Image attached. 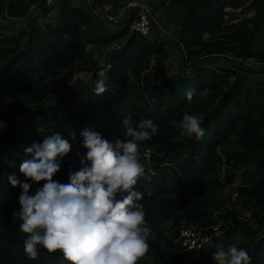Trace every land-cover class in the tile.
<instances>
[{
    "label": "trees",
    "instance_id": "trees-1",
    "mask_svg": "<svg viewBox=\"0 0 264 264\" xmlns=\"http://www.w3.org/2000/svg\"><path fill=\"white\" fill-rule=\"evenodd\" d=\"M125 1L94 0L100 7L110 3L117 12ZM244 1L169 0L170 22L177 32L171 43L160 40L151 17L150 36L133 33L131 26L137 21L133 9L112 30L97 16L98 6L76 7L71 0L58 1L54 22L42 26L33 18L26 28H13L3 23L4 15L23 20L34 10L47 14L55 6H46L45 0H0V122L6 125L0 130V264H66L59 252L41 250L37 260H30L23 251L25 234L19 231L22 221L16 215L22 190L13 188L7 178L15 175L25 181L20 165L32 158L25 148L53 133L69 139L72 150L53 177L67 184L70 166L75 165L73 172L81 168L77 151L85 150L80 148L79 133L90 129L114 143L123 139L121 120L128 113L134 124L152 119L159 127L158 134L140 146L145 172L136 186L144 194L149 225L160 227V221L149 215L157 211L171 226L169 235L158 230L149 242L154 263L215 264L212 256L187 253L179 236L183 228L191 227L211 235L220 225L224 240L215 239V245L228 246V240L241 232L248 244L240 247L251 255L252 264H264V81L253 79L256 72L222 58L230 54L237 60H254L264 69V41L257 45L264 27V0H249L252 26L237 23L230 12L241 9ZM92 46L110 50L106 59L102 55L105 65L88 51ZM170 46L182 57L186 54L180 76L165 73ZM207 59L216 65L206 66ZM101 69L108 72L109 90L98 96L95 74ZM81 73L92 77L74 84ZM189 90L191 102L186 99ZM185 112L203 119L202 139L179 135ZM70 132L76 133L75 142ZM148 150L152 158L146 164L143 154ZM232 159L234 166L249 165L243 176L248 184L237 187L234 199L215 198L217 191L230 192L235 186L238 172L226 170ZM161 198H167L166 208L159 205ZM253 223L258 229L251 227Z\"/></svg>",
    "mask_w": 264,
    "mask_h": 264
},
{
    "label": "clouds",
    "instance_id": "clouds-1",
    "mask_svg": "<svg viewBox=\"0 0 264 264\" xmlns=\"http://www.w3.org/2000/svg\"><path fill=\"white\" fill-rule=\"evenodd\" d=\"M107 73L101 69L95 74L98 96L109 90ZM186 99L192 101L191 90ZM202 125L199 115L185 112L179 135L200 140L206 134ZM121 126L123 139L114 143L90 129L79 133L80 148L85 151H77L81 168L73 172L75 165L70 166L67 184L53 177L72 150L69 139L53 133L25 148V154L32 157L20 165L25 181L15 175L7 179L13 188L22 190L16 215L22 221L19 231L25 234L23 251L30 260H37L43 250L61 253L66 264H138L149 252L153 231L146 220L144 194L136 186L145 172L140 146L155 137L159 127L152 119L134 124L131 113L123 117ZM5 127L0 122V130ZM69 137L73 142L77 139L75 132ZM34 184L38 187L30 193ZM212 259L215 264H252L239 241L228 246L217 243Z\"/></svg>",
    "mask_w": 264,
    "mask_h": 264
},
{
    "label": "rangeland",
    "instance_id": "rangeland-1",
    "mask_svg": "<svg viewBox=\"0 0 264 264\" xmlns=\"http://www.w3.org/2000/svg\"><path fill=\"white\" fill-rule=\"evenodd\" d=\"M73 2V5L76 7H86V3H90L91 6L95 7L98 6L96 4V2H94V0H71ZM168 1L169 0H126L123 5L122 8L117 12L115 11L112 6L110 5V3L106 2L105 5L103 7H96V14L97 16H99V19L101 20L102 23H104L105 26H107L109 29L115 30L117 29L122 23H124L129 16V11H131L132 9H135V13H137L139 11V9H148L149 14L151 19L153 20V22L155 23V25L157 26L159 32H160V40L164 41V42H171L174 43L177 40V32H176V28L171 24L170 21L171 20V8L170 6H168ZM252 3V1H244V3L242 4L241 9L237 10V11H232L230 10V12L233 13V15L236 17L237 19V23H248V26H252L251 23V19L253 18L254 14L250 11L247 10V7H249V5ZM161 4H163L161 6ZM131 5H136L135 8L131 7ZM59 11V5L58 3L55 5V7L47 14H43L40 11L34 10L32 12L29 13L28 18L23 19V20H11L9 18L6 17V15H4L2 17V21L3 23H5L8 26H11L13 28H23L24 25H26L28 22H30L33 18H37L38 19V23L42 26H44L46 23L49 22H54L56 17H57V13ZM111 19L113 20H117L119 21V24L114 23ZM249 21V22H247ZM154 35V40L156 39L155 34ZM264 41V27L262 28V30L259 32V34L257 35V45L260 47L263 44ZM118 48V47H116ZM168 52L170 54V56L168 57V59L166 60V69H165V73L167 74L168 77L175 75V76H180L181 75V71L185 70V61H186V54L183 55V57L181 56L180 50L176 49V47L174 46H170L168 47ZM88 51L90 53H92L94 55V58L101 62L102 65H105L107 60L106 59L109 55H110V50L109 49H103V50H98L97 47L92 46L88 48ZM102 55L103 58L102 59ZM222 58L228 59L229 61H232L233 63H238L239 65H242L243 67H245L247 70H251V72H256L257 74H255V76L253 77V79L256 80H260V81H264V69H262V67H260L259 65L256 64V62L254 60H237L235 58V56H232L230 54H224L222 56ZM211 59H218L217 57L211 58ZM210 59L205 60L203 63H206V61H208ZM211 61H208V64H205L206 66L208 65H213L215 66L217 62L214 63H210ZM202 63V64H203ZM231 65V64H229ZM191 70H193L192 68H190L188 71L191 72ZM259 71V72H258ZM186 72V71H185ZM92 74H78L76 75V77L74 78V84L77 83V81L82 80V81H89L91 79ZM193 75V73L191 74ZM56 104L60 105L59 101H56ZM144 155V154H143ZM151 156L149 158H146L145 156H143V159H147L145 161L146 164L150 163L151 160ZM234 161L235 160H231V167H227L226 170H230V171H237V177L235 180V186L231 188V191L228 192L227 191H223V192H219L217 191L216 194L214 195L215 198L220 199L221 197H225L227 195L232 196V199H234L235 197V193L237 190V187L240 185H247L248 182L247 180H245L244 174L245 171L249 168V165L244 167L241 165H236L234 166ZM247 175V174H246ZM171 196L167 197L170 198ZM167 198H161L159 201V205L162 207L166 208V199ZM237 212L240 214L241 210L240 208L237 209ZM149 214V213H147ZM218 214V213H217ZM248 214V213H247ZM264 214V211H263ZM150 216L156 217L157 220L160 221V227L157 229V225L155 223L150 224L152 231H153V235L150 237L149 242L154 241L156 238V233L158 230L163 231L166 234H170V223L162 220V216L161 213L155 211L149 214ZM244 215H246V213H244ZM219 216V215H216ZM215 216V217H216ZM214 217V218H215ZM216 220V218H215ZM251 227H254L255 229L257 227L256 223H253L251 225ZM217 229V232L220 234L221 238L219 239L224 240V233L220 232V227L216 226L215 227ZM264 233V230L261 229ZM239 241V246H241L242 244H248V239L244 236V234H242L241 232L236 233L230 240H228L229 244L235 243ZM180 242V240H179ZM215 250V243L213 242L210 246H208L204 251L200 252V254H202L203 257H209L212 256V252ZM187 252V251H186ZM188 253V252H187ZM155 264L154 263V259L153 256L150 255L149 253H146L144 257L140 258V260L138 261V264Z\"/></svg>",
    "mask_w": 264,
    "mask_h": 264
},
{
    "label": "built area",
    "instance_id": "built-area-1",
    "mask_svg": "<svg viewBox=\"0 0 264 264\" xmlns=\"http://www.w3.org/2000/svg\"><path fill=\"white\" fill-rule=\"evenodd\" d=\"M59 0H45L46 6L53 7L58 3ZM135 8L136 5H131ZM135 11V9H133ZM137 14V21L131 26V31L133 33H138L144 37H148L152 33V25L150 21V14L148 9H139ZM114 23L118 24L119 21L111 19ZM144 156L149 158L151 156V151L148 150L145 152ZM220 227V225H217ZM216 227V226H215ZM213 228L211 235L203 236L202 233L198 232V229L195 227L183 228L179 240L183 249L187 252L200 253L204 251L208 246H210L215 239H220L221 236L217 232L216 228ZM222 232L221 230H219ZM224 233V232H223Z\"/></svg>",
    "mask_w": 264,
    "mask_h": 264
},
{
    "label": "water",
    "instance_id": "water-1",
    "mask_svg": "<svg viewBox=\"0 0 264 264\" xmlns=\"http://www.w3.org/2000/svg\"><path fill=\"white\" fill-rule=\"evenodd\" d=\"M86 4H87V3H86ZM2 11H3V9L1 10V12H2ZM1 12H0V13H1ZM130 13H132V10H131V11H129V14H130Z\"/></svg>",
    "mask_w": 264,
    "mask_h": 264
},
{
    "label": "crops",
    "instance_id": "crops-1",
    "mask_svg": "<svg viewBox=\"0 0 264 264\" xmlns=\"http://www.w3.org/2000/svg\"><path fill=\"white\" fill-rule=\"evenodd\" d=\"M27 25V24H26ZM26 25L23 26V28H26Z\"/></svg>",
    "mask_w": 264,
    "mask_h": 264
}]
</instances>
